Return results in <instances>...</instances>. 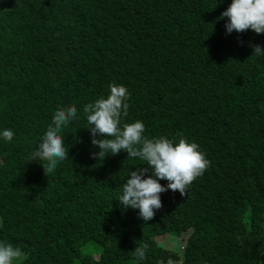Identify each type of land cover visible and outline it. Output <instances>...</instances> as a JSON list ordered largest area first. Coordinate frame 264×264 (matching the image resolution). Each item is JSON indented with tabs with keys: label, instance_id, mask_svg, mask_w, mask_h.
<instances>
[{
	"label": "trees",
	"instance_id": "trees-1",
	"mask_svg": "<svg viewBox=\"0 0 264 264\" xmlns=\"http://www.w3.org/2000/svg\"><path fill=\"white\" fill-rule=\"evenodd\" d=\"M230 3L0 0V242L22 249L13 264H264V55L251 47L264 34H227ZM113 83L129 92L122 123L195 142L210 161L187 196L161 193L147 223L118 201L145 162L92 156L83 108ZM70 106L69 158L45 175L31 153Z\"/></svg>",
	"mask_w": 264,
	"mask_h": 264
},
{
	"label": "clouds",
	"instance_id": "clouds-1",
	"mask_svg": "<svg viewBox=\"0 0 264 264\" xmlns=\"http://www.w3.org/2000/svg\"><path fill=\"white\" fill-rule=\"evenodd\" d=\"M227 17L226 33L233 31L242 33L252 30L256 34H264V0H231L227 9L221 13L220 19ZM254 54L264 55V48L251 45ZM107 98L101 97L94 103L84 106L92 137L91 143L99 148L92 153L93 158L103 160L107 155H117L125 151L128 157L139 158L146 167L137 168L128 173L130 178L123 184L119 203L124 209L139 210V217L147 223L155 216L156 210L163 207L160 194L171 190L178 191L181 196L188 195L189 186L202 176L210 165V161L195 142H188L181 137L178 143H173L166 137L149 139L144 136V124L136 120L132 123H122V117H127L129 105L126 102L129 92L123 85L115 83L110 86ZM77 118V108L70 106L58 108L52 117V123L42 136L37 148L31 153L29 161H46L42 165L45 175L52 173L62 162L69 158L64 147V139L59 135L64 127ZM5 141L11 142L14 133L5 129L2 132ZM103 137V138H98ZM151 171L150 175L146 174ZM166 180L165 187L159 181ZM187 239V236L185 240ZM148 245L136 246L133 254L143 261L146 258ZM23 251L8 242H0V264H13ZM160 264H164L163 261ZM167 264H175L169 258Z\"/></svg>",
	"mask_w": 264,
	"mask_h": 264
},
{
	"label": "rangeland",
	"instance_id": "rangeland-1",
	"mask_svg": "<svg viewBox=\"0 0 264 264\" xmlns=\"http://www.w3.org/2000/svg\"><path fill=\"white\" fill-rule=\"evenodd\" d=\"M156 240H164L165 241V240H167V236L165 234L164 235H157V239ZM183 243L184 244L187 243V240H184ZM168 244H169V242L166 243L165 246L168 245ZM172 248H175V247H169L168 249L171 250ZM181 258H182V256H181ZM176 263L182 264L181 261L176 262Z\"/></svg>",
	"mask_w": 264,
	"mask_h": 264
}]
</instances>
